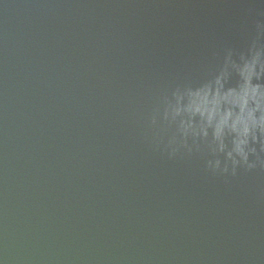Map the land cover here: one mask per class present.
<instances>
[{
	"label": "water",
	"instance_id": "1",
	"mask_svg": "<svg viewBox=\"0 0 264 264\" xmlns=\"http://www.w3.org/2000/svg\"><path fill=\"white\" fill-rule=\"evenodd\" d=\"M257 21L264 0H0V264H264V171L146 138Z\"/></svg>",
	"mask_w": 264,
	"mask_h": 264
},
{
	"label": "clouds",
	"instance_id": "2",
	"mask_svg": "<svg viewBox=\"0 0 264 264\" xmlns=\"http://www.w3.org/2000/svg\"><path fill=\"white\" fill-rule=\"evenodd\" d=\"M146 122V138L170 159L199 153L207 172L226 179L264 171V21L198 84L164 91Z\"/></svg>",
	"mask_w": 264,
	"mask_h": 264
}]
</instances>
